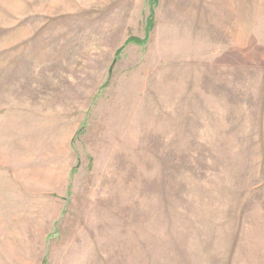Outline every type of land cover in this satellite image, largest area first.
<instances>
[{
    "label": "rangeland",
    "instance_id": "374dc122",
    "mask_svg": "<svg viewBox=\"0 0 264 264\" xmlns=\"http://www.w3.org/2000/svg\"><path fill=\"white\" fill-rule=\"evenodd\" d=\"M0 264H264V0H0Z\"/></svg>",
    "mask_w": 264,
    "mask_h": 264
}]
</instances>
